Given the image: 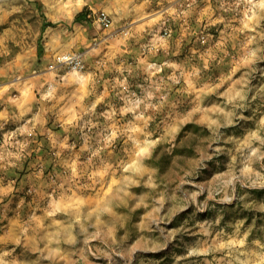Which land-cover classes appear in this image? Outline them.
Returning <instances> with one entry per match:
<instances>
[{"label": "clouds", "instance_id": "obj_1", "mask_svg": "<svg viewBox=\"0 0 264 264\" xmlns=\"http://www.w3.org/2000/svg\"><path fill=\"white\" fill-rule=\"evenodd\" d=\"M0 29V264H264V0H0Z\"/></svg>", "mask_w": 264, "mask_h": 264}, {"label": "rangeland", "instance_id": "obj_2", "mask_svg": "<svg viewBox=\"0 0 264 264\" xmlns=\"http://www.w3.org/2000/svg\"><path fill=\"white\" fill-rule=\"evenodd\" d=\"M86 20H87V19H86ZM84 22H85V21H84ZM80 23H83V22H80ZM89 23H90V22H89ZM193 27H195L194 24H193ZM0 31H2V29H0ZM212 31L215 32L214 29H213ZM40 46L43 47L42 39H38V40H37V47H36V56H37V58H38V59H37V65H36L37 67L40 66V64L44 61V57H45L44 48H43L42 55H41V56L39 55V52H40V51H39V50H40ZM187 47H188V43L185 42L184 45H183V47H182V49H181V52H182V53L186 52ZM181 58H183V56H182ZM0 63H2V61H0ZM49 127H52V124H49ZM39 139L43 140L44 138L41 136V137H39ZM118 154H119V153H118ZM29 163H30V162H29ZM164 164H165V165L167 164V161H166V160L164 161ZM26 174H27V166L25 167V172L20 174L21 180L23 179V176L26 175ZM19 183H20V181H18V186H19ZM258 195H259V194H258Z\"/></svg>", "mask_w": 264, "mask_h": 264}, {"label": "trees", "instance_id": "obj_3", "mask_svg": "<svg viewBox=\"0 0 264 264\" xmlns=\"http://www.w3.org/2000/svg\"><path fill=\"white\" fill-rule=\"evenodd\" d=\"M86 19H87V10H85V13H82L81 15H79L77 17V22H84V21H86ZM39 51H40L39 55L41 56L42 52H43V47L42 46H40V50Z\"/></svg>", "mask_w": 264, "mask_h": 264}]
</instances>
